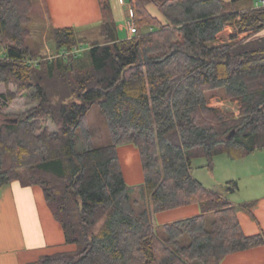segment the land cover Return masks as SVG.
<instances>
[{"label":"trees","instance_id":"16d2710c","mask_svg":"<svg viewBox=\"0 0 264 264\" xmlns=\"http://www.w3.org/2000/svg\"><path fill=\"white\" fill-rule=\"evenodd\" d=\"M99 1L103 42L88 48L90 66L81 69L79 55L60 56L82 47L80 31L52 28L57 56L46 59L30 43L41 0H0V116L23 95L37 104L0 123V188L40 187L64 245L74 247L31 264H221L264 246V233H244L226 196L238 183L220 192L192 172L196 159L211 170L222 154L239 160L264 150V7L129 0L134 35L119 40L111 1ZM241 2L252 7L240 10ZM229 25L230 41L217 44ZM221 88L238 115L209 107L208 93ZM94 105L110 144L89 123ZM127 144L142 161L139 187L124 177L118 149ZM194 204L199 215L155 225V215Z\"/></svg>","mask_w":264,"mask_h":264},{"label":"crops","instance_id":"0c3cea01","mask_svg":"<svg viewBox=\"0 0 264 264\" xmlns=\"http://www.w3.org/2000/svg\"><path fill=\"white\" fill-rule=\"evenodd\" d=\"M110 1L115 23L118 13L131 28V10L125 0ZM42 3L52 28H73L80 31V36L85 39L84 32L98 25L100 30L102 10L99 0H42ZM119 27L121 29L122 25ZM128 32L127 39H130L134 28ZM233 33L234 27L229 25L218 38L223 36L225 40ZM245 36L248 34H242L240 38ZM257 37H264V30ZM2 50L5 52L4 47ZM3 86L0 85V90ZM253 156L257 157L253 169L230 170L219 182L225 186L230 181L238 183V189L226 196L239 208L238 220L247 236L264 233V150L243 158L242 164L247 165ZM198 180L203 183L201 178ZM245 205H252L250 211L243 208ZM199 210V205L194 204L162 212L155 217L161 216V223L167 224L197 216ZM73 250V246L64 245L63 230L53 217L40 187H25L20 182H13L0 188V264H31L42 256ZM221 264H264V246L229 255Z\"/></svg>","mask_w":264,"mask_h":264},{"label":"rangeland","instance_id":"374dc122","mask_svg":"<svg viewBox=\"0 0 264 264\" xmlns=\"http://www.w3.org/2000/svg\"><path fill=\"white\" fill-rule=\"evenodd\" d=\"M125 3L126 5H128L129 11L131 10V14L129 13V16L130 18H132V25L134 27V15L129 0H125ZM41 4L43 7L42 9L44 10L38 8V17H36V20H33V23L30 27V43L32 45V48H34L37 52H39V54H41V57L49 59L51 57L57 56V48L52 35V27L48 23L45 7L43 3ZM251 7L252 3L250 2H241L238 6L240 10H246ZM151 12L159 16L158 10L155 7H151ZM116 25L118 26V29H116L114 37H119L120 40H126L129 33L128 31L132 28L128 26L127 20L124 19L123 16H118V13L116 15ZM120 25H122L121 29L119 27ZM83 34H85L86 39L85 42L81 44L82 51L79 54L77 65L81 69H87L90 66V56L88 53V48L93 45L95 41L103 42V39L100 35L99 25L97 27L92 28L90 31H87L86 33L84 32ZM231 35L232 34L226 37L225 40H223V36H220L219 38L217 37V44L226 43L230 41ZM3 55L4 52L2 50V46H0V56ZM11 88L15 90L14 86H11ZM0 91L5 92L6 87L3 86ZM208 95L209 107L220 108L226 113H233L235 115L239 114L238 102L228 99L225 95L224 89L221 88L211 91L208 93ZM36 105L37 104H30L28 96L23 95V97H20L18 100L2 108L0 123H3L9 118L13 119L14 117L21 116L27 110L33 108ZM89 123L95 127L96 134L99 138L105 139V142H107L108 144L111 143L110 134L105 122V118L100 111L99 105H94L92 107L89 113ZM49 127L51 131H55L56 129L55 125L52 122L49 123ZM258 151L262 150H257L256 152ZM118 153L127 184L131 187H139L140 185H142L144 183L143 166L139 151L136 146L133 144L121 146L118 149ZM256 158V156H253V158L247 161V165H245L242 164V159L234 160L230 158L227 154H222L216 157L214 168L211 170L203 167V165L206 163L205 159H196L193 161L192 172L196 178H201L203 180V184L205 187L222 192L226 189L227 184L225 186L223 185V183L219 184V182H221L222 178L227 174V172L230 170L233 171L235 169H253ZM199 213H201L200 210ZM161 220V216H156L154 218L155 225H162Z\"/></svg>","mask_w":264,"mask_h":264},{"label":"built area","instance_id":"2783aa9c","mask_svg":"<svg viewBox=\"0 0 264 264\" xmlns=\"http://www.w3.org/2000/svg\"><path fill=\"white\" fill-rule=\"evenodd\" d=\"M256 7H264V0H257L256 4H255ZM131 28H133V26L131 25ZM82 51V48H75L74 50L72 51H63L60 56H63L65 58H68L70 55H74V56H78L80 54V52ZM54 57H51L49 59H52Z\"/></svg>","mask_w":264,"mask_h":264},{"label":"water","instance_id":"95a60500","mask_svg":"<svg viewBox=\"0 0 264 264\" xmlns=\"http://www.w3.org/2000/svg\"><path fill=\"white\" fill-rule=\"evenodd\" d=\"M234 133H235V131H233V132L227 137V139L232 138V136L234 135Z\"/></svg>","mask_w":264,"mask_h":264}]
</instances>
